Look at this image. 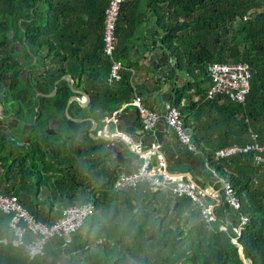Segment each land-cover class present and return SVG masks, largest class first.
I'll list each match as a JSON object with an SVG mask.
<instances>
[{
	"label": "trees",
	"instance_id": "obj_1",
	"mask_svg": "<svg viewBox=\"0 0 264 264\" xmlns=\"http://www.w3.org/2000/svg\"><path fill=\"white\" fill-rule=\"evenodd\" d=\"M109 2L0 0V108L17 122L9 136L0 130V195L16 197L45 225L61 218L66 208L94 204L93 215L73 235L67 249H61L60 239L49 243L57 253L81 250L85 256L64 264H246L245 260L264 264V163L256 165L254 153L214 159L217 150L243 146L252 134L264 143V0H131L124 4L115 57L126 70L115 86L107 82L112 64L104 54L103 41ZM150 27L156 29L153 39L175 69L200 82L194 85L199 102L193 110L199 109L202 117L206 109L204 124L214 132L202 134L197 127L185 125L180 104L188 86L176 88L173 104L186 131L196 129L190 135L211 167L232 182L242 203L240 213L250 218L239 240L242 254L231 241V229L221 231L218 222L208 226L200 210L196 213L200 219L190 227L189 221L181 225L185 209L180 203L172 212L174 217L168 215L161 221L163 210L150 206L158 193L151 191L145 195L147 207L141 210L139 196L117 191L115 176L99 169V161L89 160L84 149L91 127L86 118L98 121L131 94L140 96L131 76L132 54L134 50L154 53L152 39L146 35ZM231 62L248 63L252 68L245 104L223 96L208 100L207 68ZM66 74L74 79L73 85L61 79ZM56 81L53 96L37 94L51 93ZM73 90L87 93L93 103L81 108L72 102L68 118L64 112L68 101L79 97ZM51 123L57 125L52 134ZM48 175L56 180L51 186L55 197L40 200L39 191L49 182ZM9 219L0 212V239L7 237ZM90 240L103 243V250H89ZM48 247L43 258L32 262L23 250L0 247V264H49ZM126 255L136 263L125 261Z\"/></svg>",
	"mask_w": 264,
	"mask_h": 264
},
{
	"label": "built area",
	"instance_id": "obj_2",
	"mask_svg": "<svg viewBox=\"0 0 264 264\" xmlns=\"http://www.w3.org/2000/svg\"><path fill=\"white\" fill-rule=\"evenodd\" d=\"M131 0H110L105 10L104 19V54L110 60L112 66L108 76L109 83L120 82L123 73L126 70L121 63L116 61L117 49V24L124 4ZM210 79V87L207 97L210 100L220 96L228 98L231 102L245 104L247 96L251 89V79L253 77L252 68L248 63H214L207 68ZM138 112L143 130L146 134L152 133L160 120L162 114L159 111L148 109L142 101V98L136 96L131 104ZM165 122L173 130L177 140L189 151H198L197 146L192 140L191 135L186 131L179 109L171 104L164 105ZM119 112H115L111 118H106L107 124L110 121L119 122ZM105 126L97 134L102 137H120L135 153L139 159V166L132 172L122 173L116 177L115 187L121 190L134 191L141 186H149L152 190L165 191L175 198H189L201 211L202 218L208 226L217 222V217L213 211V206L206 204L208 196H214V192L199 188L184 177L171 174L168 171L167 161L162 153V145L153 143L149 146H143L142 143H136L124 134H111L107 132ZM254 153L256 165L264 163V143L260 142L257 134H252L250 141L243 145H232L219 149L214 154L215 161L227 159L239 154ZM210 172L216 182L222 185L225 196L228 199L230 207L237 212V218L233 227L222 226L221 231H232L231 241L240 249L239 240L243 235L250 218L240 213L242 203L232 185V182L224 175L219 173L216 168L211 167ZM95 206L92 202L79 204L62 210L61 218L51 225H45L37 222L18 202L14 196L0 195V212L8 216V238L0 239V247L11 248L14 250H23L29 262L38 258H43L49 243L55 239L62 241L61 249H67L71 245L73 235L81 230L85 222L93 215Z\"/></svg>",
	"mask_w": 264,
	"mask_h": 264
},
{
	"label": "crops",
	"instance_id": "obj_3",
	"mask_svg": "<svg viewBox=\"0 0 264 264\" xmlns=\"http://www.w3.org/2000/svg\"><path fill=\"white\" fill-rule=\"evenodd\" d=\"M155 32L156 29L151 27L146 32L147 37L152 39L150 44L152 45V49L154 51L153 54H142L137 52V50H134L132 54V59L135 63L134 67L131 69L132 81L133 85L137 88V92L142 98L143 104L147 108L159 111L162 114V112H164V105L166 103L173 104L174 102H176V88L181 89L185 86H188L190 89L185 94L180 104L181 110L185 111H181L183 113L182 115L185 125L189 129L192 127H197L202 134L214 132L213 129L207 127L204 124L206 120V118L204 117V111H206V109L202 110V117L198 116L199 109H197V111H195L196 109L193 110V108L199 102V96H197L195 93V89L198 88H196L194 85L198 86L200 82L196 81V79L185 72H179L178 69H176V72H174L172 68H170L168 65H165L167 64L165 62H167L169 56H167L165 50L163 49V47H161L159 42L153 39ZM95 37L97 36H93V43H95ZM92 41L90 48L91 50H94L92 49ZM168 83L172 84V89L167 85ZM115 84L117 83L109 84V86H115ZM209 87L210 86H208V89ZM133 100L134 94H131V98L122 102L121 105L117 108V110H119L120 112L119 122L117 124L112 121H110L109 124L105 123L106 121H104V118L106 116L111 118V114H106L98 121H96V129L93 130L94 127L90 122V119L93 118L88 117L85 119L89 120V122L91 123V127L88 130V136H90V138L89 141H86L84 148L90 155H88L89 160L94 162L99 161L98 168L105 171V173L109 176H115V178L116 176H120V174L122 173H129L134 171L140 164L139 157L130 150L125 142L118 138L102 137L97 135V130L100 131L105 126H108L109 130H107V132H111V134L122 133L130 137L132 141L136 143H142L143 146H149L153 143H159L162 145L161 150L167 161L168 171L171 174L180 175L189 181H194L200 188L206 191L214 192V196H208L205 202L206 204L213 206V211L218 220L217 225H219L220 228L222 226L233 227L236 222L237 212L230 207L227 197L221 193L223 188L220 187L215 181H213L214 178L212 176V173L210 172L211 165L207 155L202 153V150L199 148L198 151L191 152L184 145H182L177 140L175 133L172 132L166 124L164 116H162V119L158 123L156 129L152 133L146 134L143 130L141 118L139 117L135 108L131 105ZM51 130L52 128L50 129V131ZM195 132L196 129L193 132L190 131L189 134H194ZM205 150H207V148H205ZM49 175L47 177H50V179L52 176H55V174H52V176ZM55 181L56 180L54 178L48 183L46 182L45 184H43L39 191L40 200H43L44 198L52 199L53 197H55V195H53V192L51 191V186ZM114 188H116L115 184ZM116 190L125 191L118 188H116ZM149 191H151L153 194L158 193V198L155 195L153 196L150 206H153L158 210H163L161 221H163L168 215L174 217V215H172V212L178 206V203L181 204L179 205L180 208L185 209V212L183 214V222L181 224L183 227L186 223H188V221L190 227L200 219L196 216V213L199 209L195 208V204L189 198L178 199L168 192L152 190L147 185L141 186L136 192H125L132 193L134 198L139 196V206L142 210L148 205L149 198L145 195ZM54 202V204H56V201ZM168 207H172V210L166 217L163 218V215L167 211ZM54 208V210H56L57 206H55ZM175 226L176 224H173V227ZM8 237L9 236L7 233V237L5 238Z\"/></svg>",
	"mask_w": 264,
	"mask_h": 264
},
{
	"label": "water",
	"instance_id": "obj_4",
	"mask_svg": "<svg viewBox=\"0 0 264 264\" xmlns=\"http://www.w3.org/2000/svg\"><path fill=\"white\" fill-rule=\"evenodd\" d=\"M263 12V11H262ZM155 45H156V43H155ZM165 55V54H164ZM163 62V61H162ZM165 63H167V64H169V67H172V70L174 71V72H176V69H175V65H174V63L170 60V58H168L167 59V62H165ZM167 64H165V65H167ZM175 74V73H174ZM179 74V73H178ZM61 79H64V80H66L69 84H71V85H73L74 84V79L72 78V76L70 75V74H66V75H64V76H62V78ZM57 84H58V81H56L55 82V86H54V89H53V91L51 92V93H48V94H45V93H42V92H37V94L38 95H41V96H53L55 93H56V90H57ZM171 89H172V84L171 83H168L167 84ZM174 90V89H173ZM73 93L75 94V95H80V96H82L83 98H85L86 99V102H81V100H79V99H77L76 97H72L69 101H68V103H67V105H66V108H65V115H66V117H68V108H69V105L72 103V102H77L81 107H89L91 104H92V98H91V96H89L87 93H85V92H82V91H76V90H73ZM166 100V99H165ZM169 101H171V100H169ZM166 115V112L164 111V112H162V116H165ZM69 118V117H68ZM90 122L92 123V125H93V127H94V129L93 130H95L96 129V125H97V123L93 120V119H90ZM51 127H53L52 128V130H51V132H50V134H52V132H54V129H55V127L57 126L56 124L55 125H53L52 126V123H51V125H50ZM92 127V128H93ZM171 131L173 132V130L171 129ZM3 133V135L4 136H9L10 135V133H9V131L8 130H5V131H3L2 132ZM213 181H215L216 182V179H213ZM193 183H195L194 181H192ZM220 187H222V185L220 184V183H218V182H216ZM195 185L197 186V187H199L196 183H195ZM200 188V187H199ZM125 191H128V190H125ZM135 192L136 191H138V190H134ZM223 195H225V193H224V190L222 189V192H221ZM174 206H175V204H174ZM173 206V207H174ZM195 208L197 209V206H195ZM172 210V207H168L167 208V211L164 213V215H163V218L164 217H166L167 215H168V213L170 212ZM162 218V219H163ZM250 264H253V262L252 261H250Z\"/></svg>",
	"mask_w": 264,
	"mask_h": 264
},
{
	"label": "rangeland",
	"instance_id": "obj_5",
	"mask_svg": "<svg viewBox=\"0 0 264 264\" xmlns=\"http://www.w3.org/2000/svg\"><path fill=\"white\" fill-rule=\"evenodd\" d=\"M18 48V47H17ZM2 109L0 108V111ZM64 130V129H63ZM63 130L61 131L63 133ZM63 135L65 136V134L63 133ZM72 159H76L75 156H70ZM56 178V175L54 176ZM54 177H51L50 180H53ZM49 180V181H50ZM53 191L55 192V189L53 187ZM56 193V192H55ZM89 250L92 249L95 252L100 253L103 250V243H101L100 241H91L90 243L87 245ZM125 248H130L131 244L130 243H125L124 244ZM54 246L50 245L48 247V252H49V259H48V263L49 264H64L66 260L70 259V258H85L84 254H82L81 250H72V251H68V253H63V252H59L57 253L56 251H54ZM70 256V257H69ZM129 261L130 263H136L135 259L129 255H126L125 261ZM246 264H250L249 260H245ZM177 264V263H176ZM180 264V263H178Z\"/></svg>",
	"mask_w": 264,
	"mask_h": 264
},
{
	"label": "flooded vegetation",
	"instance_id": "obj_6",
	"mask_svg": "<svg viewBox=\"0 0 264 264\" xmlns=\"http://www.w3.org/2000/svg\"><path fill=\"white\" fill-rule=\"evenodd\" d=\"M15 47H18V46H15ZM11 49H14V45L11 46ZM5 118L7 119V121L4 120ZM16 126H17V122L14 120V117L6 116V114H4L1 110L0 111V130L2 132L5 130H8L12 133L13 130L16 129Z\"/></svg>",
	"mask_w": 264,
	"mask_h": 264
},
{
	"label": "clouds",
	"instance_id": "obj_7",
	"mask_svg": "<svg viewBox=\"0 0 264 264\" xmlns=\"http://www.w3.org/2000/svg\"><path fill=\"white\" fill-rule=\"evenodd\" d=\"M110 70H111V68H110ZM110 73V72H109ZM108 76H109V74H108ZM108 76H107V82H108ZM123 79V78H122ZM122 81V80H121ZM109 83V82H108ZM115 83H118V82H115ZM109 84H114V83H109ZM79 97H76L77 99H79V100H81V102H86V99L85 98H83V97H81L80 95H78ZM135 98V97H134ZM79 105V104H78ZM92 105V104H91ZM80 106V105H79ZM81 107V106H80ZM81 108H87V107H81ZM149 109V108H148ZM117 110V109H116ZM114 110L112 113H111V116L115 113V112H119V110ZM138 113V112H137ZM119 114H120V112H119ZM119 114H118V117H119ZM139 115V114H138ZM140 117V116H139ZM106 118H109L108 116H106L105 118H104V121H106ZM96 122V121H95ZM116 124V123H115ZM106 129H108V127H106ZM109 130V129H108ZM97 132H98V130H97ZM111 133V132H110ZM120 134H122V133H120ZM98 135V134H97ZM99 136V135H98ZM112 137H114V138H118V139H120V140H122L120 137H117V136H112ZM123 141V140H122ZM124 142V141H123ZM128 146V145H127ZM240 252H241V254H242V248L240 249Z\"/></svg>",
	"mask_w": 264,
	"mask_h": 264
}]
</instances>
